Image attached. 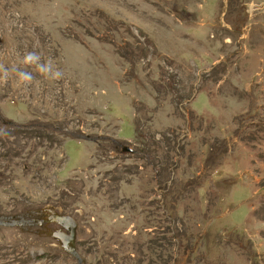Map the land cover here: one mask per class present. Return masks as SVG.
<instances>
[{"label":"rangeland","instance_id":"obj_1","mask_svg":"<svg viewBox=\"0 0 264 264\" xmlns=\"http://www.w3.org/2000/svg\"><path fill=\"white\" fill-rule=\"evenodd\" d=\"M32 51L63 77L0 85L1 214H70L80 264H264V0H0ZM46 225L0 264H77Z\"/></svg>","mask_w":264,"mask_h":264},{"label":"clouds","instance_id":"obj_2","mask_svg":"<svg viewBox=\"0 0 264 264\" xmlns=\"http://www.w3.org/2000/svg\"><path fill=\"white\" fill-rule=\"evenodd\" d=\"M19 63L23 67L14 65L8 68L0 64V85H7L9 80L14 78L18 87L27 88L35 80L34 72L45 80L53 82L63 77V72L55 67L52 60H43L41 54L35 51L25 53ZM29 68L34 69V72L29 71Z\"/></svg>","mask_w":264,"mask_h":264},{"label":"water","instance_id":"obj_3","mask_svg":"<svg viewBox=\"0 0 264 264\" xmlns=\"http://www.w3.org/2000/svg\"><path fill=\"white\" fill-rule=\"evenodd\" d=\"M0 122L4 123V124H10V125H14L16 124L15 122H13L12 120L2 117L0 116ZM33 123H29L28 125H31ZM77 136L79 137H84V138H88V139H98L101 136L104 135H99V134H77ZM116 146H119L121 150H128V151H132L133 149L131 147H128L126 145H123L121 143L115 142ZM46 212L41 213L42 215H47L51 220L57 221L58 223H60L61 226H63V228H65V231L63 230H52L50 231L51 235L58 237L61 239L62 244L64 245H68L67 250L73 254L76 259H77V264H80L82 257H80L78 255V253L76 252V250H74V246H73V242H74V236H75V220L71 217L70 214H66V213H60L58 211L53 210L52 207H48L46 208ZM49 210V211H48ZM11 216V215H10ZM9 215H0V223H5V224H9L10 220H8V222L4 221L2 218L7 219L8 217H10Z\"/></svg>","mask_w":264,"mask_h":264},{"label":"flooded vegetation","instance_id":"obj_4","mask_svg":"<svg viewBox=\"0 0 264 264\" xmlns=\"http://www.w3.org/2000/svg\"><path fill=\"white\" fill-rule=\"evenodd\" d=\"M49 207L53 208V206H49ZM41 210L42 209L40 207L39 208H30V209H26L25 211H23L21 213L8 214L11 216L8 217L7 219H4V218H2V219L5 222L6 221L8 222V220L11 219L9 224L17 226L21 230H32L33 232L38 233V232L46 231V230H44L43 225H45L47 227L46 224H48L51 221H54V220H51L47 215H42L41 213H43V212H37V211H41ZM58 212H60V211H58ZM60 213H62V212H60ZM0 215H7V214H1L0 213ZM21 217H22V219H21Z\"/></svg>","mask_w":264,"mask_h":264},{"label":"bare ground","instance_id":"obj_5","mask_svg":"<svg viewBox=\"0 0 264 264\" xmlns=\"http://www.w3.org/2000/svg\"><path fill=\"white\" fill-rule=\"evenodd\" d=\"M48 211H49V210H48ZM59 224H60V223H59ZM43 226H44V230H45L46 226H45V225H43ZM1 227H4V226H1ZM6 227H7V226H6ZM62 227H63V226H62ZM47 230H48V229H47ZM74 230H75V229H74ZM64 247L67 248L68 245H67V244H66V245L64 244Z\"/></svg>","mask_w":264,"mask_h":264},{"label":"trees","instance_id":"obj_6","mask_svg":"<svg viewBox=\"0 0 264 264\" xmlns=\"http://www.w3.org/2000/svg\"><path fill=\"white\" fill-rule=\"evenodd\" d=\"M35 125H38V124H35Z\"/></svg>","mask_w":264,"mask_h":264}]
</instances>
